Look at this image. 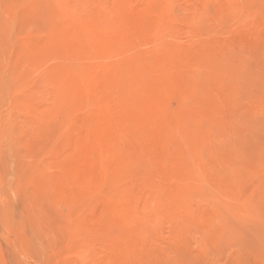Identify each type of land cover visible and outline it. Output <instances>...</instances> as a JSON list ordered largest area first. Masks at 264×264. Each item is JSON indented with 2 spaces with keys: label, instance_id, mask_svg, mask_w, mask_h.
<instances>
[{
  "label": "rangeland",
  "instance_id": "obj_1",
  "mask_svg": "<svg viewBox=\"0 0 264 264\" xmlns=\"http://www.w3.org/2000/svg\"><path fill=\"white\" fill-rule=\"evenodd\" d=\"M0 264H264V0H0Z\"/></svg>",
  "mask_w": 264,
  "mask_h": 264
}]
</instances>
